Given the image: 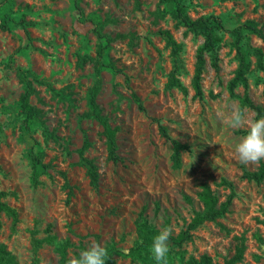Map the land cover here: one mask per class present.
Wrapping results in <instances>:
<instances>
[{
  "label": "rangeland",
  "instance_id": "1",
  "mask_svg": "<svg viewBox=\"0 0 264 264\" xmlns=\"http://www.w3.org/2000/svg\"><path fill=\"white\" fill-rule=\"evenodd\" d=\"M184 7L190 19L213 15L228 30L252 21L264 33V0H186ZM170 9L158 0H13L5 8L4 15L13 20L23 16L37 23L28 28L31 42L14 24L9 25L10 32L0 31V192L7 194L4 201L18 214L14 233L10 220L1 216L0 244L17 264H58L55 248L62 243H67V264L92 245L106 248L113 264H151L130 256L136 222L142 217L158 232L167 227L170 237H177L194 212L202 209L196 195L203 184L219 202L226 199L229 190L218 186L221 179L234 186L228 213L217 223H203L179 248L169 241L168 261L184 264L189 256L206 254L212 264H224L243 238L245 251L239 264H264V181L256 184L241 178L242 168L255 171L264 160L243 165L234 152L235 143L244 136L237 132L247 130L255 113L240 109L242 87L235 90L234 98L228 93L237 67L233 39L225 31L217 33L218 73L205 56L203 98L194 99L191 78L203 39L176 26ZM157 10H165V15L156 18ZM95 16L106 21L102 32L113 38L107 58L118 71L117 75L101 72L96 96L115 133L120 158L116 164L106 160L100 125L84 116L88 90L95 81L92 65L76 68V53L94 56L98 47L90 22ZM162 31L181 45L176 58L165 46ZM242 47L250 64L249 97L264 109V72L257 69L253 54L259 50L264 61V42L245 34ZM16 67L60 93L59 97L35 86L36 94L29 99L38 112L37 123L52 134L47 140L39 126L33 133L25 131ZM173 68L187 90L185 96L164 89ZM131 93L140 99L144 112L137 109ZM233 111L244 114L245 124L239 129L227 125ZM159 125L189 147L177 170L171 168V144L159 135ZM85 141L88 147L82 157L97 168L96 187L89 184L87 167L80 161ZM38 150L43 153V168L39 184L33 187L30 159ZM62 175L73 191L69 204H65ZM34 240L42 241L36 249Z\"/></svg>",
  "mask_w": 264,
  "mask_h": 264
},
{
  "label": "trees",
  "instance_id": "2",
  "mask_svg": "<svg viewBox=\"0 0 264 264\" xmlns=\"http://www.w3.org/2000/svg\"><path fill=\"white\" fill-rule=\"evenodd\" d=\"M184 1L186 0H158L159 4L168 5L171 7L169 14L175 21L176 26H181L185 29V34L191 33L194 36H200L203 39L202 44L197 48L195 56V68L194 74L191 78V87L193 90V98L201 100L203 98V92L201 87V78L203 70L206 64L205 56L210 57V66L215 73H218V58H217V49L219 37L217 35L220 31H225L233 39V47L235 50V60L237 62V67L234 71L233 77L228 82L227 89L230 97H235V90L238 87H242L243 95L239 99L240 109L247 108L255 113V120L261 117H264V109L261 106H258L252 102L249 97V84L247 80V75L249 73L250 64L248 62L247 56L243 50L242 42L244 40L245 34L255 35L261 41L264 42V33L255 26L252 21H246L243 24L228 30L225 29L224 24L221 18L210 15L198 17L196 19H190L185 12ZM13 0H2L0 2V14H3L0 17V31L10 32V24H14L19 27L27 40L31 42V38L28 33V28L36 27L37 23L32 20H26L21 16L18 20H13L8 16H5V8L12 5ZM165 10H157L155 12L156 18H162L165 15ZM95 18V19H94ZM91 18V23L94 25L93 32L98 39V47L95 51L94 56H90L87 53L81 54L76 53V68L81 69L87 63H90L94 72V84L88 90V111L84 114L86 118L96 121L101 127V136L105 139L107 147V157L106 160L116 164L120 162V158L117 155V145L115 140V133L109 126L108 120L105 116L101 114V111L96 103V96L100 89L101 85V72L103 70H108L113 75H117L118 71L115 65L107 58V51L110 44L113 41L108 34L102 32V27L105 24L104 22L97 21V17ZM160 34L165 39V46L170 49L171 56L176 58L181 50V45L178 44L171 34L168 31H162ZM121 37V36H118ZM28 48V45L23 46L20 50ZM253 54L256 58V67L257 69L264 72V61L263 56L259 50L253 51ZM15 75L20 83L23 93L19 99V107L21 114L23 115V124L25 131L27 133H33L37 126L41 128V132L45 137L51 138L52 134L43 127L42 123H37L38 112L35 108L30 106L29 99L31 96L36 94L35 86H44L49 90L53 95L60 97V93L56 92L49 83H46L43 80L38 79L30 71L22 69L20 67L15 68ZM165 90H178L182 95H187V90L177 77V69L173 70L168 74L166 83L164 85ZM62 97V95H61ZM130 97L132 101L137 105V109L140 112H144V107L140 99L134 94L131 93ZM246 131H238L237 134L245 135ZM159 135L170 142L172 148L171 155V168L177 170L181 167V154L189 150L188 145L182 144L177 140L172 139L167 132V128L164 126H158ZM88 147V142H84V147L80 152L81 162L87 167L86 174L89 178V184L92 187H96L98 183V172L96 166L91 162L82 157L84 149ZM42 156L43 153L41 150H38L36 154L31 156V177L30 182L33 187L39 184V169L42 167ZM63 189L66 190L65 204H69L71 198L73 197L72 187L66 181L64 175ZM241 178L248 181L260 184L264 181V162L259 165L255 171H247L242 168ZM218 186L227 188L229 194L223 202H219L217 196L211 190L207 184L201 186L200 191L197 193V199L201 203V211L194 212V215L190 222L187 224L186 229L181 232L177 237H170L169 241L175 247H181L184 242H187L191 239V232L196 228L201 226L205 222L217 223V221L223 218L229 211V207L234 198V186L231 182H228L225 179H221ZM7 194L0 192V229H1V216H5L10 220V231L14 233L16 231V225L18 223V214L16 210L8 206L4 201ZM185 200L190 203L191 200L188 197H185ZM158 234V231L155 230L144 218H140L136 222V240L134 241V246L130 250V256L134 260H139L146 263L155 264V262L150 258L149 247L152 243V238ZM240 243L235 248L234 254L231 258L226 260L224 264H239L244 255L245 244L244 239H239ZM42 241H33L34 248L36 249L41 245ZM67 243H62L57 245L55 251L58 254V264H67L68 259L66 258L65 248ZM78 258V255H76ZM168 264H171L172 261H168ZM0 264H17L15 257L7 251L6 247L3 244H0ZM36 264V261L34 262ZM106 264H113L111 255L107 252ZM184 264H212V259L210 256L203 254L198 258L189 256L186 258Z\"/></svg>",
  "mask_w": 264,
  "mask_h": 264
},
{
  "label": "clouds",
  "instance_id": "3",
  "mask_svg": "<svg viewBox=\"0 0 264 264\" xmlns=\"http://www.w3.org/2000/svg\"><path fill=\"white\" fill-rule=\"evenodd\" d=\"M245 124L242 111H233L227 121L231 129H239ZM234 152L243 165L257 164L264 160V117L248 122L247 131L234 145ZM171 231L165 227L153 236L149 247L150 258L155 264H168ZM107 250L99 245L80 251L78 258L69 264H106Z\"/></svg>",
  "mask_w": 264,
  "mask_h": 264
}]
</instances>
